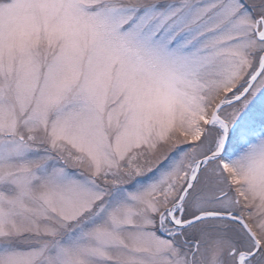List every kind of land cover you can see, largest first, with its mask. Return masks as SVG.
I'll return each instance as SVG.
<instances>
[{
	"label": "snow or ice",
	"instance_id": "obj_1",
	"mask_svg": "<svg viewBox=\"0 0 264 264\" xmlns=\"http://www.w3.org/2000/svg\"><path fill=\"white\" fill-rule=\"evenodd\" d=\"M0 264H264V0H0Z\"/></svg>",
	"mask_w": 264,
	"mask_h": 264
}]
</instances>
